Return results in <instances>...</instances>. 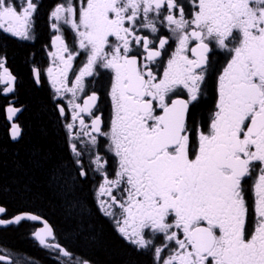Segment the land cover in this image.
Returning <instances> with one entry per match:
<instances>
[{
    "label": "snow or ice",
    "instance_id": "obj_1",
    "mask_svg": "<svg viewBox=\"0 0 264 264\" xmlns=\"http://www.w3.org/2000/svg\"><path fill=\"white\" fill-rule=\"evenodd\" d=\"M189 3V10L183 0L56 4L52 28L59 32L61 22L69 26L87 58L69 86V71L80 51H70L62 35L54 37V67L47 72L57 95L72 97L71 122L65 127L78 171L77 177L53 180L69 197V211L78 213L80 227H91L90 207L71 196L78 178H86L94 165L102 174L96 189L99 211L138 252L150 251L153 264H264V0ZM36 8L33 0H0V31L31 39ZM161 27L171 37L156 36ZM172 37L175 49L163 63ZM214 49L229 58L216 78L208 121L200 124L195 111ZM5 63L6 57H0L5 85L0 92L7 94L14 91L16 78ZM98 67L111 73L106 128L102 116L93 112L95 92L82 104L75 102L85 77ZM19 111L9 104L7 118L11 121ZM58 111L67 118L64 106L58 105ZM20 134V126L12 123L11 137ZM100 137L115 160L112 178L108 160L93 151ZM85 154H90L87 166ZM257 168L250 209L242 181ZM6 212L0 206V216ZM24 220L39 222L42 227L32 235L41 246L57 249L68 264H91L60 243H50L55 233L42 216L24 212L0 219V226ZM0 264L19 261L5 250Z\"/></svg>",
    "mask_w": 264,
    "mask_h": 264
},
{
    "label": "trees",
    "instance_id": "obj_2",
    "mask_svg": "<svg viewBox=\"0 0 264 264\" xmlns=\"http://www.w3.org/2000/svg\"><path fill=\"white\" fill-rule=\"evenodd\" d=\"M28 48L6 37L0 39V53H5L17 77L12 95L4 96L0 92V206L7 209L6 217L21 212L45 217L71 251L98 264H150L147 259L135 256L97 212L93 202L95 184L88 177L78 178L71 199L90 207L87 224L91 227L81 228L78 213L69 211V197L53 177H77L78 169L45 84L37 87L32 79ZM10 100L22 109L18 118L22 134L18 141L10 139V126L6 121L5 109ZM34 229V223L26 221L0 227V253L7 250V254L17 260L22 258V253L18 252L21 251L48 261L43 249L30 237Z\"/></svg>",
    "mask_w": 264,
    "mask_h": 264
},
{
    "label": "flooded vegetation",
    "instance_id": "obj_3",
    "mask_svg": "<svg viewBox=\"0 0 264 264\" xmlns=\"http://www.w3.org/2000/svg\"><path fill=\"white\" fill-rule=\"evenodd\" d=\"M33 2L36 3L37 8L33 16L32 30H31L32 38L31 39H21L18 37H14L11 34L0 31V39L3 37H6L14 41L16 45L18 46L20 45L29 46L27 54L31 61L30 62L31 63V66H30L31 73L33 72L34 68L39 69L40 77H41V85L42 83L45 84L50 94V98L55 105L56 111L61 121V125L63 126L64 132H65V138H66V144H67L68 150L73 157V154L70 148L71 141L69 139V133L65 127L67 123L71 122V109L68 107V100L71 99L72 97L70 93H64L63 95H57L55 88L52 85L51 78L48 75L47 69L50 67H54V59L50 55V53L56 51V47L53 45V39L55 36L62 35L70 51H73V52L78 51L79 50L78 44L76 42L75 33L70 29L69 26H66L61 22L59 32H57L56 30L52 28V24L56 23V21L50 17V13L54 10L56 4L62 3L63 0H33ZM183 2L185 3L186 10H189L190 8L189 0H183ZM73 3H78V0H73ZM158 27L160 26L158 25ZM156 36L171 37V33L166 27H161L160 32H158ZM167 49L168 51L166 54H164V57H163V61H162L163 63H166L168 56L175 49V38L174 37L170 39ZM79 51H80V54L76 56V58L73 60L72 69L69 71V86H71V82L74 81L75 75L79 73L80 68L86 62V58H87L86 54L82 50H79ZM0 57H6L5 53H0ZM228 58L229 57L227 56V53L224 52V50L214 49V55L212 57V64L210 65L209 72L206 75V86L203 87L204 95L202 97L201 103L197 106L196 111H195L196 119L198 123L200 124H206L211 114V110H212V106H213L214 98H215L216 78L219 74V71L222 70L223 66L226 64V61ZM5 65L14 74V72L12 71V68L8 64L7 58H6ZM32 79H33V75H32ZM84 84H85L84 91L82 93H78V96L75 102L82 104L83 100L86 99L88 95H91L92 92H95L98 96V100H97V107L93 109V112L95 115L102 116V119L105 122L104 127L106 128L110 121V116H111V100H110V96L108 95L109 90H110V85H111V73L109 70H105L103 68L98 67L92 76L85 77ZM178 91L181 96L184 95L183 90H178ZM58 105L65 107L67 118L60 116V113L58 111ZM84 118H85L86 123H90L91 117H89L87 114H84ZM99 140H100V143L95 147L93 151L98 152L101 156H104L108 160L106 169H107L109 177L112 178L114 176V169H115L114 157L112 156L111 153L107 151L106 139L103 137H100ZM79 147H81V145L78 144V148ZM83 159H84L85 165L87 166L89 163L90 154H85ZM94 167L95 166L92 165L91 168L87 169L88 170L87 177L91 180V182L95 184V188L93 189V195H94L93 202L96 206L97 212L107 221V224L110 226L113 233L127 245V248L130 251H132V253L135 254V256L142 258L144 260L147 259L150 264H153L152 253L150 251L138 252L132 245H130L125 239H123L121 235L116 231V228H115V225L112 219L103 215L99 211L97 207V200H96V189L99 187L100 183L102 182V174L94 171L93 170ZM258 174H259V171L257 168L253 171L251 176L246 177L245 180L242 181V183L246 187V199L249 203L250 209L252 207V203L254 199L253 193H252V185L254 183V180L258 176ZM6 214L0 217L2 219L10 218V217H6ZM252 216L253 214L250 211V214H249V226L250 227L252 226ZM34 225H35V229H34L35 231L39 225L38 224H34ZM51 225L55 233V240L54 241L50 240L49 242L50 243L58 242L62 246H64L67 250H69L71 253H73L75 257L83 258L78 253H75L68 248L67 243L57 233L56 228L53 226V224ZM32 233L30 234V237L32 238V240H34V242L39 248L43 249L46 258H48L49 260L43 262V260H38L37 258L30 256L28 254L24 255L23 252L18 251L22 253V258L17 259L19 261V264H68L67 258L63 257L62 254L57 249L46 248V247L39 245L37 241L33 238ZM27 256H29V259H24ZM90 262L91 264H98L97 262L96 263L92 261Z\"/></svg>",
    "mask_w": 264,
    "mask_h": 264
},
{
    "label": "water",
    "instance_id": "obj_4",
    "mask_svg": "<svg viewBox=\"0 0 264 264\" xmlns=\"http://www.w3.org/2000/svg\"><path fill=\"white\" fill-rule=\"evenodd\" d=\"M6 66V65H5ZM8 70L10 71V69L8 68ZM34 70H38V72H39V69L38 68H34L33 69V72H32V75H33V80H34V83H35V85L37 86V87H40L41 86V77H40V72H39V82H37V79H36V72L34 71ZM1 72H2V69H1ZM11 72V71H10ZM11 74L16 78V76L11 72ZM16 82H17V78L15 79V82H14V91H15V87H16ZM1 84L3 85V86H5L4 85V83L3 82H1ZM13 91V92H14ZM13 92H11V93H7V94H4L3 93V95H5V96H8V95H11ZM9 106V105H8ZM7 106V107H8ZM13 106V105H12ZM6 107V108H7ZM15 107V106H14ZM17 108H19V107H17ZM20 109V111L16 114V116L15 117H13V119L10 121L8 118H7V113H6V109H5V115H6V121H7V123L9 124V126H10V129H9V135H10V139L12 140V141H18L19 139H20V137H21V134H22V129H21V127H20V129H21V134H20V136L18 137V138H16V139H13L12 137H11V125H12V123H16V124H18L19 125V123H18V118H19V115H20V113H21V108H19ZM61 116V115H60ZM63 117V116H62ZM20 126V125H19ZM21 213H24V212H21ZM31 213V212H30ZM18 214H20V213H18ZM32 214H34V213H32ZM17 215V214H16ZM35 215H37V214H35ZM14 217V216H13ZM0 219H2V218H0ZM45 219V218H44ZM5 220H7V219H5ZM24 221H30V222H33V223H37V224H39V226H38V228L37 229H39V228H41L42 227V225L39 223V222H37V221H31V220H24ZM48 221V220H47ZM22 222V221H21ZM49 222V221H48ZM50 224V223H49ZM11 225H16V224H9V225H2V226H0V227H3V228H5V227H9V226H11ZM51 225V224H50ZM52 226V225H51ZM53 228V227H52ZM36 229V230H37ZM33 238L35 239V237L33 236ZM36 240V239H35ZM37 241V243L39 244V242H38V240H36ZM62 246V245H61ZM62 247H64V246H62ZM65 248V247H64Z\"/></svg>",
    "mask_w": 264,
    "mask_h": 264
},
{
    "label": "bare ground",
    "instance_id": "obj_5",
    "mask_svg": "<svg viewBox=\"0 0 264 264\" xmlns=\"http://www.w3.org/2000/svg\"><path fill=\"white\" fill-rule=\"evenodd\" d=\"M10 136V135H9Z\"/></svg>",
    "mask_w": 264,
    "mask_h": 264
}]
</instances>
